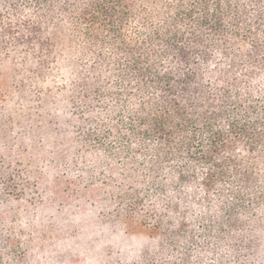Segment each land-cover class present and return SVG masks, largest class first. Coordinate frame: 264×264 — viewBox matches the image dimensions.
I'll use <instances>...</instances> for the list:
<instances>
[{"label": "trees", "instance_id": "16d2710c", "mask_svg": "<svg viewBox=\"0 0 264 264\" xmlns=\"http://www.w3.org/2000/svg\"><path fill=\"white\" fill-rule=\"evenodd\" d=\"M7 58L99 149L132 264H264V0H0ZM3 166L0 264H28L3 217L39 187Z\"/></svg>", "mask_w": 264, "mask_h": 264}, {"label": "rangeland", "instance_id": "374dc122", "mask_svg": "<svg viewBox=\"0 0 264 264\" xmlns=\"http://www.w3.org/2000/svg\"><path fill=\"white\" fill-rule=\"evenodd\" d=\"M21 66L13 58L1 65L0 172L10 162L39 187L32 205H12L3 217L20 234L26 262L136 263L148 232L104 196V158L77 149L63 97L41 91Z\"/></svg>", "mask_w": 264, "mask_h": 264}]
</instances>
